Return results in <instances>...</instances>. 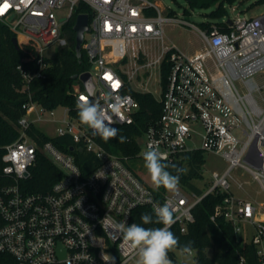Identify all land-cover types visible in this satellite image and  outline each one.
Masks as SVG:
<instances>
[{"label":"built area","instance_id":"obj_1","mask_svg":"<svg viewBox=\"0 0 264 264\" xmlns=\"http://www.w3.org/2000/svg\"><path fill=\"white\" fill-rule=\"evenodd\" d=\"M80 5L93 11L82 49L94 89L88 95L79 79L73 90L76 102L87 96L99 103L105 109L106 123L118 127L135 121L140 103L133 91L150 92L161 101L162 113L139 137L140 156L152 144L167 161L202 151L221 154L229 165L223 173H213L203 194L178 185L174 192L166 190L159 200L157 188L128 166L127 157L107 150L93 130L80 123L74 113L77 108L60 106L62 114L57 115L56 108H46L28 92L25 114L18 120L20 135L6 145L2 156L3 173L10 180L0 182L4 221L0 252L10 254L15 261L12 264H135L137 252L123 243L122 233L113 225L137 224L133 217L137 207L153 209V204L167 202L174 212L173 225L178 223L181 232H186L195 220L194 207L207 194L220 191L225 196L212 219L224 215L237 238L257 246L258 264H264V204L237 197L230 180L233 170L242 168L264 189V85L256 81V75L264 73V14L255 18L226 16L224 24L202 28L166 16L159 0H0V22L15 33L18 45L20 39L31 46L39 66L31 71L19 65L27 83L47 67L49 47L68 44L64 26ZM169 21L193 26L204 47L188 54L167 45L165 27ZM155 43L159 44L157 52L152 51ZM164 65L168 68L165 85ZM152 80L160 88L159 96L149 88ZM236 80L246 92L238 88ZM28 89L25 85L23 90ZM197 124L204 129L203 141L192 146ZM34 128L50 138L33 133ZM52 128L55 133L46 132ZM64 135H71L79 148L99 159L89 174L83 173L72 152L51 139ZM38 153L46 155L62 174L49 191H25L22 182L31 175ZM238 185L244 187L243 182ZM244 223L252 229L250 239ZM238 264H246L242 253Z\"/></svg>","mask_w":264,"mask_h":264},{"label":"trees","instance_id":"obj_2","mask_svg":"<svg viewBox=\"0 0 264 264\" xmlns=\"http://www.w3.org/2000/svg\"><path fill=\"white\" fill-rule=\"evenodd\" d=\"M236 0H188L191 7L215 8L209 12V16L214 20L202 22L203 28H209L212 23L224 24L222 19L227 16L226 4H232ZM264 2V0H258ZM88 13L93 17V11L84 5H80L73 18L68 21L64 28L68 36V44L60 49L55 57H46L48 62L40 76H35L30 83L26 82L21 70L22 65L25 70L37 71L39 66L34 59V52L31 46L24 40L19 39L18 47L13 42L15 33L5 24L0 22V182L10 180L3 173L2 156L7 144L17 140L20 135L18 120L25 114L23 104L28 100V92L32 98L48 109L59 106H70L76 108V97L73 94L74 87L80 83L75 78L76 74H81L90 69L87 54L82 49L79 57L76 52V31L74 29L78 14ZM172 14V13H170ZM168 68L163 66V83L166 84ZM25 85H29L28 90H23ZM134 97L139 101L140 108L135 114V121L130 125H119V136L126 137L124 143H120L118 137L104 141L99 135L97 140L107 150L127 157L126 163L136 173L133 162L140 156L141 145L139 137L145 132L148 126L155 123L162 113V103L150 92L133 91ZM78 115V110H74ZM33 133H39L36 128ZM42 137H50L40 132ZM61 149L72 152L84 174H89L97 165L99 159L92 152L85 148L79 150V146L74 142L71 135L55 136L51 138ZM76 146L74 151L71 147ZM181 162L184 169L177 165ZM168 171L179 177V185L185 189H191L199 194H203L205 189L199 188L194 180L201 178V168L205 163V153L193 151L186 153L178 161H165ZM31 175L23 180V189L29 192L49 191L53 183L61 176L62 172L46 155L38 153L35 164L31 167ZM138 175V173H137ZM140 177V176H139ZM141 178V177H140ZM166 190L161 187L155 189V194L161 200ZM225 193L214 191L207 194L194 207V222L188 225L186 232H181V227L177 223L171 227V231L179 239L181 246L190 242L192 250L196 252L194 264H238L239 254L246 256V264H258L257 246L253 243L244 242L237 238L234 227L224 215L216 216L215 208L223 202ZM152 207L148 205L139 206L134 210V220L137 224H142L141 215L152 213ZM0 214V225L3 224ZM144 227H161L158 224L142 225ZM213 250L212 255L207 250ZM179 250V248H177ZM169 259L173 264H178L174 250L170 251ZM14 258L7 253L0 252V264H12Z\"/></svg>","mask_w":264,"mask_h":264},{"label":"rangeland","instance_id":"obj_3","mask_svg":"<svg viewBox=\"0 0 264 264\" xmlns=\"http://www.w3.org/2000/svg\"><path fill=\"white\" fill-rule=\"evenodd\" d=\"M160 7L166 16H174L178 19H183L186 22H190L198 27H202V22H207L209 20H214L209 16V12H211L215 6L209 7H200L194 6L191 7L188 0H159ZM227 8V16L231 19H234L238 15L242 18H255L262 14H264V2H258V0H236L232 4H226ZM235 8V9H233ZM172 13V14H170ZM166 44L167 45H175L183 52L188 54H192L198 50H201L204 47V41L197 29L193 26L180 24L174 21H169L166 23ZM158 43H155L154 49L152 51H158ZM59 46H51L47 49L46 54L49 57H55L60 52ZM107 51L110 53L112 48H107ZM256 81L264 85V73H259L256 75ZM236 85L238 88L246 92L247 89L242 85L239 80H236ZM150 90L156 95L159 96L160 91L159 87L154 84L152 80L150 84ZM257 96H260V93L256 92ZM264 96V90L262 92ZM57 115L62 114V107L56 108ZM47 126H43L44 129H48ZM50 127V126H49ZM197 133H194L193 139L190 142L192 146H200L202 145V136L204 129L201 124L196 125ZM48 133H55V129L52 128L47 130ZM144 150V149H143ZM135 170L138 175L150 186H153L150 176L144 166L143 158H139L133 162ZM228 162L221 154L216 153H206L205 154V163L201 168V178H197L194 180V183L198 187H202L203 189H207L210 187L213 180V173L218 171L219 173H223L227 167ZM234 178H231V190L232 192L239 198H248L258 203L264 204V189L259 185V183L253 179V176L244 171L242 168H235L232 172ZM243 182L244 187H239L238 183ZM154 187V186H153ZM244 228L246 231V238L250 239V232L252 231L249 224L244 223ZM175 256L178 264H194L196 258V252L192 250V254L186 255L183 254L180 250L174 249ZM207 253L212 255L213 250L208 249ZM138 259V258H137ZM137 264V260L135 261ZM173 264V263H172Z\"/></svg>","mask_w":264,"mask_h":264},{"label":"clouds","instance_id":"obj_4","mask_svg":"<svg viewBox=\"0 0 264 264\" xmlns=\"http://www.w3.org/2000/svg\"><path fill=\"white\" fill-rule=\"evenodd\" d=\"M76 108L80 123L92 129L94 135H99L104 141L118 137L119 129L106 123L103 115L105 109L99 103L92 102L87 96H81L76 103ZM118 139L120 143L126 141V137L123 136H119ZM166 159L167 157L152 144H149L148 150L143 153L144 166L153 186L174 192L178 189L179 177L167 170ZM141 221L142 224L113 225L122 233L123 243L137 252V264H172L168 254L177 248L183 254L189 256L192 254L190 242L181 246L179 239L170 230L175 223V217L169 203L153 204L152 213H143ZM149 224L162 226L154 228L142 226ZM102 258L107 259L104 254ZM112 260L115 261L113 257Z\"/></svg>","mask_w":264,"mask_h":264},{"label":"water","instance_id":"obj_5","mask_svg":"<svg viewBox=\"0 0 264 264\" xmlns=\"http://www.w3.org/2000/svg\"><path fill=\"white\" fill-rule=\"evenodd\" d=\"M229 22H231V19H229ZM74 29L76 31V52L77 55L80 57L82 54V45L85 39V33L90 30V15L88 13H80L77 16L76 23L74 26ZM14 44L18 47V40L16 37H13ZM77 79H80L85 88L92 93L94 89V83L92 80V75L89 71L83 72L81 74H76L74 76ZM75 147L72 146L71 150H74ZM79 150H82V148H79ZM181 170L184 169V166L181 162H178L177 164ZM25 175H28V172H25Z\"/></svg>","mask_w":264,"mask_h":264},{"label":"snow or ice","instance_id":"obj_6","mask_svg":"<svg viewBox=\"0 0 264 264\" xmlns=\"http://www.w3.org/2000/svg\"><path fill=\"white\" fill-rule=\"evenodd\" d=\"M5 7H7V5H5ZM0 11H2V10H0Z\"/></svg>","mask_w":264,"mask_h":264}]
</instances>
